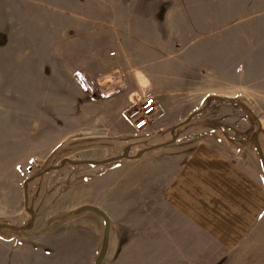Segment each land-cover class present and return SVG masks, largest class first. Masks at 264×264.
<instances>
[{"label": "rangeland", "instance_id": "374dc122", "mask_svg": "<svg viewBox=\"0 0 264 264\" xmlns=\"http://www.w3.org/2000/svg\"><path fill=\"white\" fill-rule=\"evenodd\" d=\"M249 129L264 157V0H0V264H264ZM202 141L245 163L232 210L166 194Z\"/></svg>", "mask_w": 264, "mask_h": 264}, {"label": "crops", "instance_id": "0c3cea01", "mask_svg": "<svg viewBox=\"0 0 264 264\" xmlns=\"http://www.w3.org/2000/svg\"><path fill=\"white\" fill-rule=\"evenodd\" d=\"M209 143L199 142V147L186 156V161L180 162L171 174L172 179L166 194L170 199L187 204L188 197L191 198V203L197 204L202 202L203 197L209 195L213 199L220 198V202L226 206L227 210H232L230 203L222 199V196L234 197L235 195L239 202L243 203L245 163L242 160L237 165L231 166V159L216 154L217 145L212 142L209 146ZM188 210L198 212L194 205H191Z\"/></svg>", "mask_w": 264, "mask_h": 264}, {"label": "built area", "instance_id": "2783aa9c", "mask_svg": "<svg viewBox=\"0 0 264 264\" xmlns=\"http://www.w3.org/2000/svg\"><path fill=\"white\" fill-rule=\"evenodd\" d=\"M157 108L158 105L153 94L141 99L137 104L130 105L127 117L132 127L137 131H144L153 122L154 116L158 111Z\"/></svg>", "mask_w": 264, "mask_h": 264}, {"label": "trees", "instance_id": "16d2710c", "mask_svg": "<svg viewBox=\"0 0 264 264\" xmlns=\"http://www.w3.org/2000/svg\"><path fill=\"white\" fill-rule=\"evenodd\" d=\"M228 102H232L233 104H235L236 106L239 107V103H237L236 101L228 100ZM249 133H250V129H249L248 131H246L244 138L250 139L251 142L253 143V145H254V147H255V149H256L257 155H258V157H259L261 167H262V162H261L262 152H261V149H260V147H259V145H258V142H257V140H256V133L253 134V138H250V137H249V136H250ZM114 159H118V158L115 157V158H113V159H107V160H102V161H89V160L86 161V160H83V161H80V162H78V163H90V162H91V163H104V162H108V161H111V160H114ZM66 161H68V159H63V160H62V163H60V165H58V166H56V167H52L51 169L54 170V169L61 168V166H62ZM262 172H263V175H264V171H263V169H262ZM30 223H31V219H30L26 224H24L23 227H12L11 229L14 230V231H16V233H15V234L13 233V235H17V233H18L19 231H21V230H25V229L29 228V227L31 226ZM0 226H2V224H0Z\"/></svg>", "mask_w": 264, "mask_h": 264}, {"label": "water", "instance_id": "95a60500", "mask_svg": "<svg viewBox=\"0 0 264 264\" xmlns=\"http://www.w3.org/2000/svg\"><path fill=\"white\" fill-rule=\"evenodd\" d=\"M261 162H262V169L264 171V157H263V155L261 156ZM23 185H24V187L26 186L25 183Z\"/></svg>", "mask_w": 264, "mask_h": 264}]
</instances>
